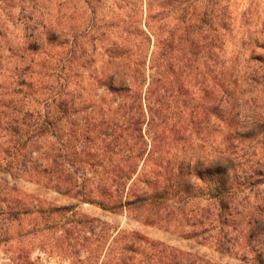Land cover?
<instances>
[{
  "label": "trees",
  "instance_id": "1",
  "mask_svg": "<svg viewBox=\"0 0 264 264\" xmlns=\"http://www.w3.org/2000/svg\"><path fill=\"white\" fill-rule=\"evenodd\" d=\"M74 1L0 0L18 4L32 54L43 41L66 47L64 62L75 80L74 88L69 81L58 91L53 78L60 76L53 73L32 76L19 64L6 71L2 179H23L149 226H171L219 253L264 264V53H250L239 67L234 57L199 49L214 46L213 38L190 40L189 51L173 50L172 38H155L163 49L148 56L145 36L107 40L91 19L74 21L73 11L65 19L73 25L47 19L52 5ZM97 47L105 57L90 72ZM179 102L187 122L180 121ZM187 131L201 141L191 152L176 148ZM34 201L0 180V233L9 236L20 218L34 216L42 230L63 228L50 218L70 213L66 223L88 232L76 231L87 248L84 257L74 255L76 264H215L96 218L74 219L70 207Z\"/></svg>",
  "mask_w": 264,
  "mask_h": 264
},
{
  "label": "rangeland",
  "instance_id": "2",
  "mask_svg": "<svg viewBox=\"0 0 264 264\" xmlns=\"http://www.w3.org/2000/svg\"><path fill=\"white\" fill-rule=\"evenodd\" d=\"M85 1L88 5L84 0H75L74 3L67 6L58 2L50 7V13L48 10L45 12L49 13L47 19L52 23L55 20L58 21L60 26L73 25V22L67 23L65 20L69 16L68 12L73 11L74 21L80 23L83 20H92L96 24V28H100L98 33L104 34L107 40H113L116 37L139 39L145 36L150 42L144 45L142 50L148 56L151 52L163 49L156 45L155 38L159 41L172 38L175 44L172 49L183 51L193 49L188 45L190 40L213 38L214 46L199 49L214 51L224 59L234 57L237 59L239 67L248 61L250 53H264L262 52L264 51V0ZM197 5L200 8H197ZM68 6L71 10L65 11ZM203 12L205 15L202 14ZM18 14L19 9L16 2L0 4V85L9 83V79L5 78L6 71L13 68L15 64H19V67H23V69L26 67L32 76H37L38 73H53L60 76V78H53L57 83L56 86L61 88H58V91H63L69 81V87L74 88L75 80L68 76L69 65L67 68V64L64 62L66 47L63 48L55 43L47 46L53 41L47 44L43 41L40 52L32 54L28 50L25 34L18 21ZM200 20H203V23ZM129 25H132L131 28H128ZM176 44L181 46L176 47ZM102 52L103 50L97 47L94 53L97 61L89 68L90 72L98 69V60L105 57L101 56ZM21 55L23 62H20L19 59ZM148 66L149 61H147ZM149 73L150 70L147 68L146 74ZM80 80L86 83L90 82L86 78ZM182 105V102L176 104L183 111L180 121L187 122L189 113L187 107L184 105L186 108H182ZM180 124L178 126H181ZM182 126L186 127V125ZM200 143L201 141L198 139L191 138L187 131L177 142L176 148L191 152L195 145L199 146ZM170 153V155L173 154V149ZM200 155H202L201 152ZM146 163L152 164L147 160ZM3 179L10 186L14 185L34 197L33 203L41 207L53 205L72 208L77 213L74 219L83 221L82 216L96 218L121 231L138 233L148 239L191 253L215 264H251L241 261L233 255L219 253L208 242L192 238L174 227L149 226L142 221L132 220L126 214L105 211L93 204L80 203L70 196L59 194L52 189L23 179L9 177ZM3 179L0 174V180ZM71 219L70 213L54 215L50 221L53 224L63 225V228L42 230L40 224L42 220L39 216L20 218L9 236L0 233V264H26L25 260L29 264H76L74 255L84 257L87 250L84 248L85 246H82L83 242L80 239L82 236L88 235V232L80 226L66 223ZM34 224L36 227L32 229ZM73 226L76 227L75 232L69 231ZM77 230H82L80 233L78 232L81 237L77 236L78 233L76 235ZM28 231H30L29 234H27ZM17 257L20 259H16Z\"/></svg>",
  "mask_w": 264,
  "mask_h": 264
}]
</instances>
